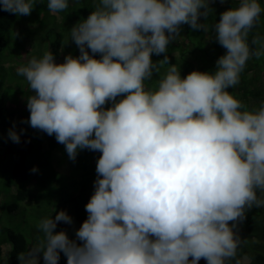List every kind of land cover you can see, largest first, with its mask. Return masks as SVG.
I'll list each match as a JSON object with an SVG mask.
<instances>
[{
	"label": "clouds",
	"instance_id": "obj_1",
	"mask_svg": "<svg viewBox=\"0 0 264 264\" xmlns=\"http://www.w3.org/2000/svg\"><path fill=\"white\" fill-rule=\"evenodd\" d=\"M35 3L0 0V9L26 16ZM213 3L95 0L70 30L78 56L56 63L48 50L16 68L31 93L24 122L54 135L71 160L83 149L100 153L75 238L54 231L73 223L65 210L42 217V238L18 254L19 264H39L41 256L58 264L61 252L66 264H242L237 253L247 241L234 231L237 222L264 208V100L249 108L228 89L250 58L264 57V34L254 32L264 5L237 0L216 20ZM46 6L61 12L69 0ZM185 24L226 49L214 71L182 78L169 63L168 46ZM23 132L13 124L7 139L20 143Z\"/></svg>",
	"mask_w": 264,
	"mask_h": 264
},
{
	"label": "trees",
	"instance_id": "obj_2",
	"mask_svg": "<svg viewBox=\"0 0 264 264\" xmlns=\"http://www.w3.org/2000/svg\"><path fill=\"white\" fill-rule=\"evenodd\" d=\"M94 2L95 0H69L67 9L52 13L47 9V0H36L31 13L26 16H18L0 9V194H6L8 197L5 203L0 205V213L12 216L19 211L20 203H26L33 198L31 201L40 202L47 207V210L55 209L54 217L60 210H65L72 217V224L58 222L54 230L56 232L66 231L70 239L75 238V230L87 218L84 206L94 191L95 167L100 153L88 149L79 150L74 160V172L72 171L69 177L71 185L68 188L62 185L64 175L56 171L51 162V155L54 151H65L64 145L58 143L54 135L49 136L24 122L30 114L26 107V97L31 93L25 79L17 75L16 68L25 60V48L13 45V40L21 35L27 39L26 42L30 43L34 37L32 28L38 25V32L43 34L40 35V40L45 39L46 41L43 42L45 43L44 51L50 50L56 63H60L58 60L61 53L71 54L73 57L78 56L79 49L74 52L66 49L67 53H65L63 47L67 42V36L70 35L71 28L80 20L87 18L93 10ZM236 2L237 0H228L224 6L218 0H214L212 6L216 10L215 19L219 20V14ZM261 2L264 5V0ZM211 19L212 17H209V23H211ZM23 26L28 27V31L25 33L21 29ZM186 26L185 30L181 26L180 36L177 37V40L170 42L168 46L169 63H176L177 67H180L182 78L193 70L214 71L215 61L226 52V49L219 45L214 38L210 39L211 33H204L202 29L198 30L196 35L194 34L196 38L192 35V39L191 28ZM256 31L264 34V15L261 17L258 28L254 29V32ZM164 55L163 53L152 55V60L154 62L162 60ZM201 55L204 58H200ZM95 58L99 59V54H95ZM167 67L165 65L161 72L166 71ZM153 79H159L158 74L154 73ZM15 81L19 84V89L14 91L9 83ZM228 91L249 108L258 107L259 103L264 100V57L250 58L240 75V83L235 88H229ZM110 106V104H106L104 107ZM13 124H15L18 133L19 129H24L20 143H13L7 139V131L13 127ZM65 154L67 155L66 151ZM34 166L37 169L36 172L31 171ZM40 173L43 175L46 173L45 179L42 180L46 185H49V181L53 184L60 183L59 191L52 192L55 193L56 200L51 198L52 193L44 188L45 185L41 189L39 183L37 185L38 195L28 190L29 185L16 188L14 194L10 192L11 187L17 183H36L35 174ZM60 177L62 180L59 181ZM50 186L52 187V185ZM56 189L52 188V190ZM43 196L48 200L46 204L41 200ZM3 198L2 196L1 203ZM27 205L28 209L33 207V203L30 201ZM26 208L24 210H28ZM229 224L231 225L232 222ZM234 231H238L241 239L247 241L242 243L238 249L237 258L242 260L247 256L248 264H264V208L253 207L248 210L246 219L237 222V229ZM34 244L33 241H27L19 227L3 225L0 215V264H4L6 260L7 264H19L18 254L28 252ZM59 255L58 264H66L64 254L61 252ZM39 264H44L42 256ZM199 264H206V261L201 258ZM227 264H234V260Z\"/></svg>",
	"mask_w": 264,
	"mask_h": 264
},
{
	"label": "rangeland",
	"instance_id": "obj_3",
	"mask_svg": "<svg viewBox=\"0 0 264 264\" xmlns=\"http://www.w3.org/2000/svg\"><path fill=\"white\" fill-rule=\"evenodd\" d=\"M227 1L228 0H225V3L223 4L224 6H225ZM218 2H219V0H218ZM186 25L187 24L182 25L183 30H185L187 28ZM24 26H26V25L24 24ZM24 26H23V28H21V29H23V33L28 31V27H24ZM33 27H34V28H32V30H34V32L32 33V36H34L33 41H30V43H28V42H26L27 39H25L24 37H22L20 35V37H17L16 39L13 40V45H19L21 47L23 46L25 48V56L31 57V56L37 55V57H39L44 52V44L45 43H43V42H46V41H45V39L43 40L42 38H41L42 41L40 40V35H43V34L38 32V25L37 26L35 25ZM198 32H199L198 30L190 29L191 38L193 39L192 35H194V34L196 35ZM195 35H194V38H196ZM67 37H68L67 42L64 44L63 51L65 53H67L66 49H69L73 52L78 50V47L71 40L70 35H68ZM10 39H12V38H10ZM14 41H16V42H14ZM66 55L67 54L61 53V56H60L58 62L63 63L64 57ZM74 57H76V56H74ZM200 58H204V56L201 55ZM10 85L14 91L19 89V84H17L16 81L14 83H9V86ZM19 131H20V129H19ZM61 152L54 151L51 155V162L53 163L56 171L59 173H62L64 175V177H63L64 183L62 185L65 186L66 188H68L69 185H71L70 184L71 181H69L70 174H72V171L74 172V160L69 159L68 155L65 154V151H63L62 154H61ZM45 174L46 173H44V175ZM35 175H36V179H35L36 183L35 182L34 183L32 182L31 184H28V182H25L23 184L17 183L13 187H11L10 192L12 194H14L16 188L27 187L29 185L28 190H30V192H32L33 194L38 195L39 194V190L37 189L38 183H39L41 189H42L43 185H45L44 188L51 193L52 192L57 193L59 191V186H60L59 182H57L56 183L57 185H56V184H53L51 181H49V185H46V183L44 181H42L43 179H45V176L43 175V173L35 174ZM60 180H62V177L59 178V181ZM50 185H52V187ZM53 187L55 189L56 188L57 189L52 190ZM54 194L53 193L51 194L52 195L51 198H54L56 200V197ZM0 195H2L4 197L3 202L2 203L0 202V205L2 206V204L5 203L6 199H8V197L6 194H3V193H1ZM43 195H44V193H43ZM2 196L0 197V200L2 199ZM31 200H33V198ZM31 200H29L30 202L33 203V207L31 209L26 208L28 206L27 203L29 202V201H27L26 203H24V202L20 203L19 211L12 216H8L5 213H0L1 223L5 226H8V227H13V228L19 227L20 232L26 237L28 242L33 241V242L37 243V241L40 238H42V233L39 232V230L37 228V224H38L39 220L42 217H46V216H50V215H52V217H54L55 210L49 211L46 209L47 207L43 206L40 202H34ZM41 200L43 201L44 204H46V201H48L45 196H43ZM24 208H26L28 210H24ZM242 264H248V260L242 259Z\"/></svg>",
	"mask_w": 264,
	"mask_h": 264
}]
</instances>
